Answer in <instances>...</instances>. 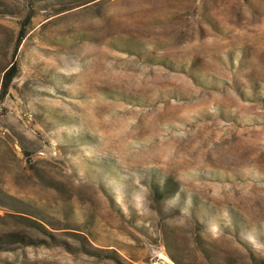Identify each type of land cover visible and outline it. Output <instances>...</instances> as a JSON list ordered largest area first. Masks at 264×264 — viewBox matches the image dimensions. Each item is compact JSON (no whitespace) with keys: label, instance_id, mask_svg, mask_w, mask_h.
<instances>
[{"label":"rangeland","instance_id":"374dc122","mask_svg":"<svg viewBox=\"0 0 264 264\" xmlns=\"http://www.w3.org/2000/svg\"><path fill=\"white\" fill-rule=\"evenodd\" d=\"M13 65L0 264H264V0H0Z\"/></svg>","mask_w":264,"mask_h":264},{"label":"trees","instance_id":"16d2710c","mask_svg":"<svg viewBox=\"0 0 264 264\" xmlns=\"http://www.w3.org/2000/svg\"><path fill=\"white\" fill-rule=\"evenodd\" d=\"M21 33L19 36V39L22 37ZM17 72V65H13L11 68H9L3 75V82L0 89V103L4 100V97L7 93L9 85H11L15 75Z\"/></svg>","mask_w":264,"mask_h":264},{"label":"water","instance_id":"95a60500","mask_svg":"<svg viewBox=\"0 0 264 264\" xmlns=\"http://www.w3.org/2000/svg\"><path fill=\"white\" fill-rule=\"evenodd\" d=\"M157 264H160V263H157Z\"/></svg>","mask_w":264,"mask_h":264}]
</instances>
